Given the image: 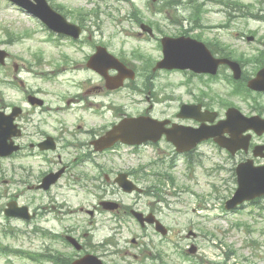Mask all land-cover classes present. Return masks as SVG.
Returning a JSON list of instances; mask_svg holds the SVG:
<instances>
[{"label": "rangeland", "instance_id": "1", "mask_svg": "<svg viewBox=\"0 0 264 264\" xmlns=\"http://www.w3.org/2000/svg\"><path fill=\"white\" fill-rule=\"evenodd\" d=\"M178 1L181 3H173L168 9L163 8L162 10H158V8L162 4L164 5L165 1L156 3L157 12H155L156 6L150 0H50L52 4L63 5L67 17L76 23H80L79 18L81 19L78 13L79 9L87 12H92L96 8L99 10L97 16L91 13L84 19L88 28L93 31L94 40L104 43L111 52L122 55L140 67L141 77L137 84L142 91L132 92L126 88L118 94H110L111 100L119 105H124L128 108L126 111L134 115L140 114L148 108L151 102L154 103V113L165 115L173 111L174 106L178 105L180 101L188 99L183 93L184 87L180 85V82L184 81V76L181 73L175 71L152 72V67L150 68L147 63L160 59L162 49L157 39H146L147 35L141 29L138 21V19H142L144 22H160L167 25L171 19L188 20L192 11L188 0ZM223 1L229 5H225L219 0H198L201 14H203L201 21L210 26L229 22L230 26L218 31H216L217 29L196 28L195 34L199 33L207 41H218L216 39L218 38L222 41L220 43L230 45L238 53H251L264 48V0H238L239 4H235L236 0ZM229 6L234 15L230 20L227 17ZM134 8L139 10V18L132 15ZM93 21H100L101 26L93 25ZM172 28L166 29L173 30ZM241 35H254L255 39L248 41L246 36L242 37ZM50 37L53 40V37L49 36V31L38 19L9 1L0 0V47L11 54L8 63L5 66L0 65V108L6 109L11 103H20V88H29L30 85L36 84L48 88L57 69L53 64L58 65L60 61L66 63L68 70L72 71L65 74L67 76L63 78V88L72 89L71 86L65 84L69 74L86 78L92 75L89 71V73L84 71L82 74H77L74 71V66L84 61L85 53H90L91 47L84 45L85 43H76L83 49V51H79L73 42L67 40L61 41L62 45L58 46L53 41H46ZM86 40L88 38L81 41ZM62 51L63 56L59 55ZM136 51H139V54ZM35 52L38 57H41L42 64L40 63V65L35 59ZM16 65H18V69H16ZM253 70L252 67L248 69L249 73H252ZM36 72L51 73L52 80H41L43 76H37ZM149 74L153 76L152 91H149L150 88L145 85L146 82L149 83L147 80ZM92 77L97 81L96 77ZM211 86L224 98L228 97L230 88L222 80L212 82ZM193 87L196 89V84ZM201 88L205 92H212L210 87ZM94 97L97 98L95 94ZM230 100L233 103H238L236 97H230ZM51 102H53L52 99ZM71 115V112L61 113L63 120ZM202 150L205 151V156L202 159V164L193 173L194 179L185 176L182 163L173 171L177 180L176 186L182 189L179 194L180 198L175 194H169L166 196L168 202L160 203L153 195L141 197L124 195L128 204L137 202L139 208L144 211L155 208L158 212L157 216L170 228L166 242L160 240V235L153 236L154 241L150 236L142 238L148 245L155 246L151 249L152 252L161 251L163 256V261L147 263L194 264L186 258L183 259L182 256L186 257L185 250L189 253L188 250L192 245H195L197 251L189 254L192 259L201 264H264V198L260 199L258 206L248 203L239 209V212L224 211L225 201L232 196L237 187L233 168L239 162V157H229L224 151H217L215 146L209 144L202 146ZM150 151L149 147L139 150L143 162L149 163L152 160ZM154 158L158 159L159 155ZM16 163L19 164L20 161ZM111 167L114 168L115 165ZM206 169L211 172V176L208 175ZM12 173L9 158H0V206L2 207L6 206L12 194L20 190L18 185H9L8 180ZM17 173L23 172L17 170ZM31 182H34V179H31ZM153 183L155 180L151 178L149 182L145 181L144 185L151 186ZM212 185H216L218 190L214 191ZM85 189L79 187L54 188L52 195L57 193V202H54L55 199L49 198L50 193L44 195L43 202L53 207L54 210L58 202L59 204L66 203L71 205V209H76L80 206L89 207L102 197L99 189L89 188L91 193L97 191L99 194H96L99 198H95ZM175 190L177 189L170 184L164 187V191L169 193ZM28 196L29 193L25 190L20 201L26 203ZM31 205L38 206L37 203ZM79 211L67 215H38L29 222L17 218H6L3 213H0V246L9 245L12 248L31 252L57 248L64 253H71V259L78 256L75 249L68 246L65 248L60 240L46 236L42 230L33 232L32 228L39 226L54 233L73 231L72 234L77 239L88 243L86 249L100 255L101 251L95 246V243L103 244L104 250L108 249L110 252V256L103 257L107 264H143L133 257L127 259L124 256V248L131 249L129 239L140 234V230L131 218L125 217L126 220L117 221L112 220L113 217L109 213L91 217ZM119 226L121 228L117 229ZM115 232L117 234L114 236ZM153 232L154 228L150 227L149 235L152 236ZM197 235L198 237L195 238ZM126 241L130 244H127ZM119 249H123V251L119 252ZM232 251H235L236 254L227 256V253ZM0 264H52V262L50 260L36 262L24 255L12 253L0 255Z\"/></svg>", "mask_w": 264, "mask_h": 264}, {"label": "flooded vegetation", "instance_id": "2", "mask_svg": "<svg viewBox=\"0 0 264 264\" xmlns=\"http://www.w3.org/2000/svg\"><path fill=\"white\" fill-rule=\"evenodd\" d=\"M152 29L155 34L152 38L159 39L158 35H156L161 32L159 26L154 25ZM187 32L190 33L193 30ZM175 34H178V32ZM183 34L187 35V33ZM94 73L97 76V80L101 82L93 87V89H97L95 93L97 98H93L90 95L93 89L82 91L71 96V99L67 101L71 106L70 108L62 107L60 104L62 97L59 92L45 91L44 88L39 87L34 89L25 87L23 89L21 115L17 118V123L22 133L21 136L15 138V141L21 145L22 149L9 157L10 168L11 170L21 169L25 173L24 177L20 179L22 183L28 190L39 193H45V190L37 188L32 184L33 182L30 183L31 179H34V182L38 184L45 174L64 169L62 178L68 179L64 183L66 186L72 187L80 184L99 188L101 194H104L103 198L116 199L119 203L118 210L111 214L115 216L127 215L128 208L129 210L140 208L137 206V202L133 206L128 207L124 200L119 198L121 191L118 187L117 179L122 177L123 171L114 162L115 167H110V159L112 151L120 146L121 143H115L112 149L100 148L99 144V140L120 119L115 114L114 120L112 122L109 121V113L111 111L109 95L114 90L110 89L107 78L95 71ZM90 81L92 82L93 79ZM51 94L56 98L57 104L54 102L51 105V101L48 98V95ZM33 95L41 98L42 101L38 99V101L32 103L30 97ZM194 103L205 105V101L200 99H196ZM17 105V103H11L9 105V113L13 112L14 107ZM62 111L71 112L72 115L63 120ZM117 113L121 114V112ZM173 123L168 127H172ZM177 123L182 122L179 121ZM185 124L199 126L198 122L190 120L185 121ZM260 137L254 135L252 142L263 143V141H259ZM162 141L166 142L167 151L172 150V152H175L173 143L168 142L166 138H163ZM239 154L245 155V152L241 151ZM186 156H190V154H186ZM17 161H20V163L17 164ZM257 161L262 160L257 159ZM34 172L37 174H33ZM59 183L61 184L60 181ZM9 184H15L14 177L9 179ZM58 184L54 185V187ZM95 184L99 186L97 187ZM94 196H97V194ZM100 204L101 201H99V204L93 205L92 212L90 213L88 210L89 214L96 215L104 212ZM33 212L36 215H41V211L38 208L37 210L34 209ZM149 212L154 213L156 210L150 209ZM152 226L155 228L154 225ZM134 242L140 251L142 249H145V252L148 251L141 236Z\"/></svg>", "mask_w": 264, "mask_h": 264}, {"label": "water", "instance_id": "3", "mask_svg": "<svg viewBox=\"0 0 264 264\" xmlns=\"http://www.w3.org/2000/svg\"><path fill=\"white\" fill-rule=\"evenodd\" d=\"M14 1L30 8L35 14L40 16L51 28L76 36L79 34V30L77 31L78 27L71 23H68L63 16L53 10L48 4L47 0H35L36 3H33L30 0ZM163 45L165 58L158 63V67L191 68L195 71L213 73L217 71V67L221 63H229L236 70L239 67L237 63L231 62L228 59H217L213 57L206 45L203 42H199L197 40L185 37H180L177 39L164 38ZM0 57L4 58L5 52L0 51ZM0 60L2 61V59ZM113 64L114 66H119L116 62H114ZM256 80L257 81L253 83L252 86L257 89L264 88L260 86L264 83V69L260 72V77ZM12 121L13 116L9 117L0 113V155H6L11 152V150L9 151L8 140L11 136ZM149 122L151 123L150 120L145 118L124 121L121 124L120 130H114L110 133V136L112 135L111 137H113L114 140L120 137L122 140L132 143L141 142L144 139L157 138L147 127ZM205 129L206 130H204V133H199L196 137L208 138L212 135H215L212 133V131L207 130L208 128ZM243 130L244 129L239 130V132H242ZM117 132H120V134H116ZM111 137L109 138L110 140ZM192 142L194 143V140H192ZM237 173L239 179V188L235 196L228 201V208L234 207L245 199L254 198L256 196L264 194V166L255 167L251 161H248L238 166ZM48 179L50 180H45V187H49V185L57 179V176H54L53 178L49 177ZM123 186L127 190H132V188L134 187L133 184L132 187L127 184H123ZM6 213L8 215L24 217L27 219L31 218V215H26V207L18 208L17 206L10 204V208L6 209ZM157 224V228L165 233V230L161 223L158 222ZM73 264H103V262L95 255H86L73 262Z\"/></svg>", "mask_w": 264, "mask_h": 264}, {"label": "trees", "instance_id": "4", "mask_svg": "<svg viewBox=\"0 0 264 264\" xmlns=\"http://www.w3.org/2000/svg\"><path fill=\"white\" fill-rule=\"evenodd\" d=\"M0 251L7 253L9 251V247L6 246V247H3V248H0ZM24 254H27L28 256H30L32 258L35 257V254L33 252H30V251H27Z\"/></svg>", "mask_w": 264, "mask_h": 264}]
</instances>
